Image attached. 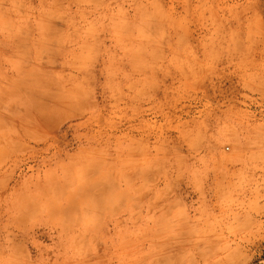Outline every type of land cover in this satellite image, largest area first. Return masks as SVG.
Instances as JSON below:
<instances>
[{
	"label": "rangeland",
	"instance_id": "374dc122",
	"mask_svg": "<svg viewBox=\"0 0 264 264\" xmlns=\"http://www.w3.org/2000/svg\"><path fill=\"white\" fill-rule=\"evenodd\" d=\"M0 264H264V0H0Z\"/></svg>",
	"mask_w": 264,
	"mask_h": 264
}]
</instances>
